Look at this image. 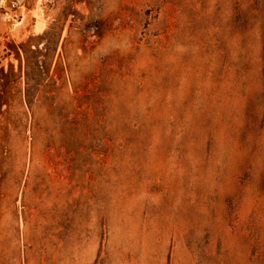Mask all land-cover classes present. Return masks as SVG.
<instances>
[{"label": "rangeland", "instance_id": "obj_1", "mask_svg": "<svg viewBox=\"0 0 264 264\" xmlns=\"http://www.w3.org/2000/svg\"><path fill=\"white\" fill-rule=\"evenodd\" d=\"M0 264H264V0L1 4Z\"/></svg>", "mask_w": 264, "mask_h": 264}, {"label": "built area", "instance_id": "obj_2", "mask_svg": "<svg viewBox=\"0 0 264 264\" xmlns=\"http://www.w3.org/2000/svg\"><path fill=\"white\" fill-rule=\"evenodd\" d=\"M5 2L8 3V8L12 12H17V11L21 12L25 4V0H0V5L4 4ZM19 18L22 19V15L13 16V19H19Z\"/></svg>", "mask_w": 264, "mask_h": 264}, {"label": "bare ground", "instance_id": "obj_3", "mask_svg": "<svg viewBox=\"0 0 264 264\" xmlns=\"http://www.w3.org/2000/svg\"><path fill=\"white\" fill-rule=\"evenodd\" d=\"M39 23V22H38ZM40 24V23H39ZM44 26L42 25H38L37 28H36V33H40L42 30H43Z\"/></svg>", "mask_w": 264, "mask_h": 264}]
</instances>
